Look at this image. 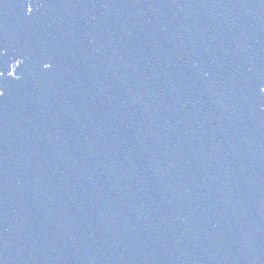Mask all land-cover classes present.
Returning <instances> with one entry per match:
<instances>
[{
  "label": "water",
  "instance_id": "obj_1",
  "mask_svg": "<svg viewBox=\"0 0 264 264\" xmlns=\"http://www.w3.org/2000/svg\"><path fill=\"white\" fill-rule=\"evenodd\" d=\"M0 72V264H264V0H0Z\"/></svg>",
  "mask_w": 264,
  "mask_h": 264
},
{
  "label": "snow or ice",
  "instance_id": "obj_2",
  "mask_svg": "<svg viewBox=\"0 0 264 264\" xmlns=\"http://www.w3.org/2000/svg\"><path fill=\"white\" fill-rule=\"evenodd\" d=\"M29 11H31V8H29ZM0 75H3V73H2V72H0ZM12 75L14 76V75H15V73L13 72V73H12ZM0 95H3V92H2V91H0Z\"/></svg>",
  "mask_w": 264,
  "mask_h": 264
}]
</instances>
